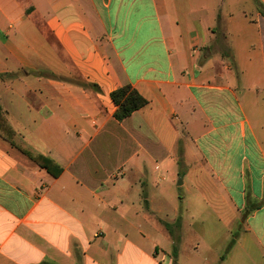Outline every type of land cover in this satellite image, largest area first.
Segmentation results:
<instances>
[{"label":"crops","instance_id":"0c3cea01","mask_svg":"<svg viewBox=\"0 0 264 264\" xmlns=\"http://www.w3.org/2000/svg\"><path fill=\"white\" fill-rule=\"evenodd\" d=\"M242 1L0 0V109L63 168L0 137V264H184L205 235L207 264H264V0ZM127 85L148 105L119 122Z\"/></svg>","mask_w":264,"mask_h":264},{"label":"trees","instance_id":"16d2710c","mask_svg":"<svg viewBox=\"0 0 264 264\" xmlns=\"http://www.w3.org/2000/svg\"><path fill=\"white\" fill-rule=\"evenodd\" d=\"M257 2L259 1L257 0ZM261 8L263 11L264 6H261ZM262 13L264 16V11ZM111 98L117 107L114 117L119 122L124 121L135 112L148 105V101L131 85L115 90L112 92ZM15 136V131L9 126L2 110L0 109V137L9 142L13 147L19 149L23 154L27 155L34 163L40 168L45 169L54 178H58L62 174L63 168L57 162L43 155L33 156L30 152L20 147L15 142ZM173 257L174 259L177 257L176 248L173 251Z\"/></svg>","mask_w":264,"mask_h":264},{"label":"rangeland","instance_id":"374dc122","mask_svg":"<svg viewBox=\"0 0 264 264\" xmlns=\"http://www.w3.org/2000/svg\"><path fill=\"white\" fill-rule=\"evenodd\" d=\"M251 0H243L242 2H246L247 4H249V6H251ZM160 175L162 177L165 178V180L163 181L165 186H164V197L166 199V203L161 204L162 209L164 211L165 214L169 215L168 217L170 218L171 215H173V213L175 212V199L174 197H176L177 195H180L182 193L181 190H179V188L177 187L179 181L181 180L180 177L176 176V172L174 170L172 171H161ZM119 176H123V173L120 174ZM161 196V193H160ZM145 205V204H144ZM169 218H165L163 223L167 224V228L171 231V235L173 240H179L182 236L180 234V229H179V225L177 223V219H169ZM244 221V218H242L241 222ZM204 231L207 232V227L206 225L204 226ZM195 237H202L200 236H195V235H190V236H185V238H187L186 241L193 239H196ZM204 238H199L198 242L200 243V247L199 250H193L191 252H189V255H184L181 257V262H183L184 264H207V260L208 258H210L211 255H208V252L206 251V239L207 235L203 236ZM234 242V236L233 239L231 240L229 246H228V250L232 247V244ZM161 244L163 245V242H161ZM177 261V260H176ZM174 264H177V262H174Z\"/></svg>","mask_w":264,"mask_h":264},{"label":"water","instance_id":"95a60500","mask_svg":"<svg viewBox=\"0 0 264 264\" xmlns=\"http://www.w3.org/2000/svg\"><path fill=\"white\" fill-rule=\"evenodd\" d=\"M178 185H182V181L181 180L179 181Z\"/></svg>","mask_w":264,"mask_h":264}]
</instances>
